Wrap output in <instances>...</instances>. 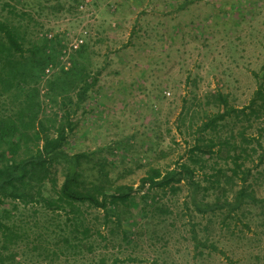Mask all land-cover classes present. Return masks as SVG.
<instances>
[{
    "label": "rangeland",
    "instance_id": "rangeland-1",
    "mask_svg": "<svg viewBox=\"0 0 264 264\" xmlns=\"http://www.w3.org/2000/svg\"><path fill=\"white\" fill-rule=\"evenodd\" d=\"M3 2L32 14L31 42L57 35L64 45L57 64L42 77L41 93L46 81L62 66L71 67L72 55L88 45L91 67L101 74L73 115L79 124L65 148L90 155L83 166L91 179L98 175L99 161L106 160L108 178L132 185L139 204L121 225L113 211L107 218L103 209L83 204V225L71 232L67 218L73 214L12 201L5 207L19 236L12 249L15 260L5 257V264H111L114 259L119 264H264V136L262 148L252 138L249 146L257 151L247 162L248 181L262 201L248 200L234 212L228 207L202 212L191 201L187 178L175 184L176 191L148 184L140 189L150 167L166 171L185 162L195 168L196 180L208 184L212 165H227L218 153L202 156L205 168L191 159L198 138L194 130L207 119L205 111L218 110L206 102L208 94H228L229 103L241 109L264 82V0ZM8 9L3 14L13 15ZM45 100L48 113H61ZM245 117L221 120L207 136L233 135L239 142L244 131L258 137L264 110L251 122ZM240 175L228 187L240 188ZM210 193L206 199L213 201L212 188ZM228 194L232 199V190Z\"/></svg>",
    "mask_w": 264,
    "mask_h": 264
},
{
    "label": "trees",
    "instance_id": "trees-1",
    "mask_svg": "<svg viewBox=\"0 0 264 264\" xmlns=\"http://www.w3.org/2000/svg\"><path fill=\"white\" fill-rule=\"evenodd\" d=\"M6 7L13 15L3 14ZM33 20L30 12H19L11 3L0 5V264H5V257L14 261L16 255L12 249L19 234L14 223L9 222L10 211L5 207L12 201L25 205L40 203L48 210L73 214L67 218L71 222V232L80 230L79 226L83 225L80 215L83 204L103 209L107 218H110L108 212L113 211L118 225L124 222L128 210L139 205L132 185L114 184L108 178L106 160L99 161L98 175L91 179L83 166V159L90 155L67 152L69 136L79 124L73 115L97 87L101 71L92 69L88 45H83L72 55L71 67L65 69L62 66L56 71L46 81V91L41 93L42 77L50 64H57L64 45L57 35L31 42L28 39L29 23ZM206 97V102L215 103L218 110L210 114L205 111L207 119L195 128L198 138L190 148L191 159L205 168L207 160L202 156L218 153L224 156L227 165L213 164L214 172L207 180L208 184L196 180L195 168L185 162H178L176 167L166 171L150 167L141 179L140 189L148 184L149 188L176 191L175 184L187 178L191 185V201L198 210L207 212L228 207L229 212H234L248 200H263L256 196L248 181L252 169L247 162L257 151L255 146H249L252 138L263 147L260 138L264 136V123L258 127V137H248L241 131L239 142L233 135L232 139L217 135L208 137L207 131H216L220 121L232 115L239 120L244 115L245 120L251 122V116L263 114L264 82L241 109L231 105L229 95L221 91ZM45 98L61 113L56 110L48 113ZM263 156L260 155V162H263ZM229 162L232 166H228ZM59 166L63 174L60 185ZM240 173L241 187L235 190L228 187L236 183L235 178ZM211 188L215 192L213 201L206 199ZM229 190H232V199H229ZM142 197L146 199L148 195L143 193ZM87 231L84 227L83 232ZM111 264H119V259H114Z\"/></svg>",
    "mask_w": 264,
    "mask_h": 264
}]
</instances>
